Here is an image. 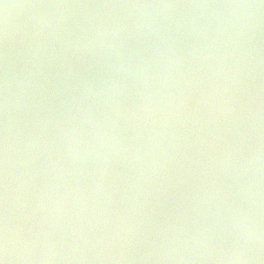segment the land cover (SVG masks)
<instances>
[{"label":"water","instance_id":"obj_1","mask_svg":"<svg viewBox=\"0 0 264 264\" xmlns=\"http://www.w3.org/2000/svg\"><path fill=\"white\" fill-rule=\"evenodd\" d=\"M130 5L153 7H127ZM141 21L153 23L161 32L173 35L181 50L192 43L194 29H207L210 36L216 35L218 29L222 30L223 65L216 59L186 57L179 71L174 69L177 83L164 92L165 98L169 93L174 96L183 93L187 97L186 107L174 119L168 120L167 127L161 126L165 115L161 111H157L154 125L141 122L144 129V138L138 142L141 152L148 145L150 130L155 127L159 133V146L153 149L154 157L139 166L114 159L106 185L112 193V203L105 205L102 198L93 194L86 202L87 207L83 208L69 195L62 221L52 234L56 246L50 254L58 258L51 262L41 261L43 246H38L31 261H17L16 264H227L215 258L196 259L198 253L191 250L184 253L188 257L185 260H161L156 258L158 253L152 249L163 241L162 229L166 231L170 226L178 225L186 233H192L201 224L214 222V207L207 219L203 211L199 215L195 211L200 199L213 185L222 186L227 205L244 213L249 211V200L238 194L232 176L212 163L231 146H234L236 161L259 156L251 174L243 175L240 183L247 184L251 178L259 201L255 215L264 230V5L261 0H0V80L5 52L13 75L10 168L16 215L19 216L34 190L25 186L24 144L27 137L39 135L42 143L50 142L47 151L44 147L33 150L41 153L34 161L36 167L47 163L51 151L52 158L65 166L69 173L65 182L71 184L75 180L71 174L73 165L64 158L60 127L67 129L73 118L78 119L81 107H91L99 118L107 110L106 106L80 94L81 79L99 81L110 75L104 58L63 48L60 39L75 40L86 36L90 27L98 24L120 23L131 29ZM40 29L43 32L37 35ZM53 36L55 39H52L48 55L40 65L42 71H38L32 48L37 40ZM152 43L149 38H141L138 42L129 40V44L139 48L144 55H151ZM69 68L73 73L71 77L66 76ZM154 71H159V67ZM29 72L35 76L32 86L26 87ZM232 73L238 75L235 82L227 79ZM126 83L128 92L124 105L133 109L137 103L136 89L131 80ZM155 87L159 88V84ZM213 89L217 93L214 103L219 106L227 101L233 111L220 115L212 103L198 104ZM43 119L50 123L42 125ZM2 124L3 114L0 112V140ZM84 131H90L87 125H84ZM120 132L127 142L132 133L123 121ZM216 136L220 138L213 143ZM88 138L86 134L82 137L84 140ZM82 167L84 173L80 176V185L86 192L94 182L93 164L88 162ZM137 167L144 169L143 175L137 172ZM39 183L40 178L37 185ZM133 184L136 187H132ZM208 207L204 206L205 209ZM74 226L83 227L84 235L92 239V244L86 248L81 245L75 252L71 251L75 247ZM226 226L227 221L222 218L220 228L212 234L216 248L213 257L234 246L232 231L220 230ZM122 227L132 228L131 236L124 237L120 232ZM117 232L122 238L113 239L106 250L102 252V246H96V238L101 233L107 238ZM101 254L128 258L97 259ZM146 254L153 258L141 259ZM204 254L207 255V251ZM81 255L86 258H59ZM248 255L251 257L248 264H264V243H258Z\"/></svg>","mask_w":264,"mask_h":264},{"label":"clouds","instance_id":"obj_2","mask_svg":"<svg viewBox=\"0 0 264 264\" xmlns=\"http://www.w3.org/2000/svg\"><path fill=\"white\" fill-rule=\"evenodd\" d=\"M264 5V0H261ZM56 7H61L56 5ZM112 7H115L113 5ZM127 7L148 8L152 5H130ZM163 7H172V5H163ZM243 7H252L244 5ZM43 29L37 33L40 35ZM135 32V35H133ZM222 30L218 29L216 35L210 36L208 30H193V40L186 49L181 50L176 42V38L171 34H165L148 21L135 23L132 28H128L120 23L98 24L91 26L86 36L75 40L61 38L59 43L61 47L73 49L77 53H90L104 58L106 71L110 75L103 80L81 79L80 94L86 99H91L101 106H106L107 110L103 112L102 118H99L91 107H81L79 109V118H73V122L67 129L60 127V140L63 142V153L66 161L73 165L72 175L75 176L73 183H66V168L59 160L52 158V152L49 151L47 163L36 167L34 161L41 154L34 153V149L44 147L48 150L50 142H43L39 135H29L24 144V154L26 157L25 166V186L28 189H34L27 198L25 204L20 210L19 216L13 204V188L11 179V148H10V109L13 103L14 93L12 91L13 75L9 69L8 55H4L3 77L0 80V112L3 114L2 140H0V264H16L17 261H31L33 254L38 246H43L39 259L45 262L56 260V255L50 254L55 248L53 239V230L57 229L62 221L65 203L69 195L73 200L83 208L87 207L89 196L95 194L102 198L105 205L112 203V193L106 187L110 167L115 160H124L135 163L137 166L147 162L154 157L153 149L159 146L157 139L159 133L153 127L151 134L147 137L148 145L141 152L138 142L144 138V129L141 122L155 124L154 117L157 111L163 112L164 119L162 127H167L168 120L174 119L182 109L186 107L187 97L182 93L174 96L169 93L165 98V90L174 86L177 81L174 75V69L179 71L186 57L193 60L216 59L220 65H223V56L221 46L224 41L221 40ZM141 38L153 40L150 45L151 55L142 54L141 50L129 44V40L139 41ZM55 39L42 38L35 42L32 53L37 61L38 71H42L40 65L43 64L48 55L49 46ZM219 54V55H218ZM159 67V71L154 68ZM223 71V67L221 68ZM73 73L69 68L66 73L71 77ZM35 74L29 72L26 79V87L32 86ZM199 79V77H195ZM230 82L238 80V75L232 73L227 77ZM131 80L136 89L137 103L133 109H128L124 105V98L127 96V81ZM159 84V88L155 85ZM217 96L216 90L205 94L198 104H209L220 115L233 111L227 101L217 106L214 98ZM75 99V98H74ZM65 108L70 112L68 105ZM121 121L131 129V136L127 142L122 138L120 127ZM50 123L48 119L41 120L42 125ZM84 125H87L88 131L85 133ZM88 135V139L82 137ZM219 136L213 137V143L219 139ZM54 143V142H51ZM259 160L258 155H253L251 159L240 162L235 160L234 146L223 154L219 159H214L212 163L215 167L225 174L232 176L236 183L238 194L249 200V211L241 212L238 208L227 205V197L223 193L222 186L216 184L211 186L200 199L195 211L199 215L204 212L205 219L212 208V213L216 217L214 222L201 224L199 228L186 233L181 226H170L169 230H163V241L152 251L158 253L157 257L161 260L180 261L188 257L184 255L187 251L198 253L196 259L209 260L219 259L227 264H248L251 257L248 253L258 243H264V230L261 229L256 219L255 208L258 207V192H254V184L251 178L247 184L240 183L241 177L245 174H251L253 165ZM92 162V175L94 182L89 185L85 192L80 185V176L84 173L83 165ZM153 167L156 166L155 159L152 160ZM128 166L127 163L125 165ZM137 172L143 175L144 169L137 167ZM40 183L37 185V179ZM132 187H136L135 184ZM205 205H209L207 209ZM227 205V207H225ZM227 221L226 228L220 230H231L234 234L235 243L227 251L221 250L222 255L213 257L212 253L216 251L212 243V234L220 228V220ZM99 223V222H98ZM124 237L131 236L132 228H120ZM74 245L71 251L79 250L80 246L88 247L92 244V239L84 235L83 227H73ZM119 232L110 234L107 238L101 233L96 238V246H102L103 252L110 247L113 239H121ZM207 251V255L204 252ZM62 259H85L81 255L63 256ZM97 259H119L125 260L128 257L119 255L116 257H105L103 254ZM152 256L146 254L141 259H151Z\"/></svg>","mask_w":264,"mask_h":264}]
</instances>
